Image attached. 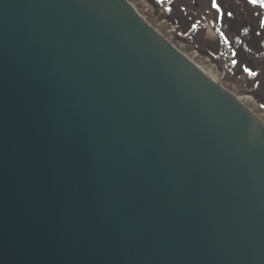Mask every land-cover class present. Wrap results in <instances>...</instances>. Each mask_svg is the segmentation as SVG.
Listing matches in <instances>:
<instances>
[{"label": "water", "instance_id": "1", "mask_svg": "<svg viewBox=\"0 0 264 264\" xmlns=\"http://www.w3.org/2000/svg\"><path fill=\"white\" fill-rule=\"evenodd\" d=\"M0 264H264V124L127 0H0Z\"/></svg>", "mask_w": 264, "mask_h": 264}, {"label": "rangeland", "instance_id": "2", "mask_svg": "<svg viewBox=\"0 0 264 264\" xmlns=\"http://www.w3.org/2000/svg\"><path fill=\"white\" fill-rule=\"evenodd\" d=\"M127 2L134 7L146 23L158 30L164 39L177 47L183 46L184 53L196 51L201 67L207 71L211 69V73L215 75L225 91L235 97H251V101L246 103L245 108L264 124V107L258 104L250 94L243 93L242 86L238 83H223L224 74L212 58L182 40L193 28H200L204 44L210 51L216 53L219 49H223L216 28L219 27L222 31L227 30V34L232 37L231 33L235 32L237 35L238 28L242 24L250 25L249 27L253 30L257 29L259 27L258 18H255L251 8H245L243 4L246 0H163L166 4H162L161 9L155 5L154 0H127ZM213 2L216 7H213ZM166 9L170 14L162 17L167 12ZM224 38L222 34V39ZM254 48L253 45H249L248 51L249 49L255 50ZM245 53L250 54L247 53V47Z\"/></svg>", "mask_w": 264, "mask_h": 264}, {"label": "trees", "instance_id": "3", "mask_svg": "<svg viewBox=\"0 0 264 264\" xmlns=\"http://www.w3.org/2000/svg\"><path fill=\"white\" fill-rule=\"evenodd\" d=\"M154 3L160 9L162 4H166L163 0H154ZM243 5L245 8H251L255 18H258L259 27L253 30L249 27L250 25L242 24L238 28L237 35L235 32L231 33L233 37L227 34V30L222 31L221 28H216L223 49H219L216 53L210 51L201 38L200 28L197 27L188 32L182 40L212 58L224 74L223 83H238L242 86L243 93L250 94L258 104L264 107V0H256L255 3L246 0ZM169 14L167 11L162 17ZM222 34L226 39H222ZM249 45H253L256 49L248 51ZM246 47L249 55L245 53Z\"/></svg>", "mask_w": 264, "mask_h": 264}, {"label": "bare ground", "instance_id": "4", "mask_svg": "<svg viewBox=\"0 0 264 264\" xmlns=\"http://www.w3.org/2000/svg\"><path fill=\"white\" fill-rule=\"evenodd\" d=\"M154 29V28H153ZM158 34V30L154 29ZM171 46L183 57L185 58L189 63H191L196 69H198L204 76H206L210 81H212L215 85L220 87L222 90V86L218 83L216 80V77L214 74L209 73L207 70L203 69L200 65L197 64V62L190 57H188L187 54H185L180 48L176 47L175 45L171 44ZM225 91V90H224ZM228 93L227 91H225ZM231 97H233L243 108H245V105L247 102L251 101V97L248 96H240V97H235L233 94L228 93ZM246 109V108H245ZM250 113V112H249ZM251 114V113H250ZM252 115V114H251Z\"/></svg>", "mask_w": 264, "mask_h": 264}, {"label": "built area", "instance_id": "5", "mask_svg": "<svg viewBox=\"0 0 264 264\" xmlns=\"http://www.w3.org/2000/svg\"><path fill=\"white\" fill-rule=\"evenodd\" d=\"M167 40V39H166ZM170 44H172L169 40H167ZM177 47V46H176ZM178 48H180V50H182L184 52L183 46H178ZM188 55V57H190L191 59L195 60L197 62L198 65L201 66L200 62H198V54L197 52H189V53H185ZM208 59V58H207ZM209 60V59H208ZM209 73H211V69L208 71ZM212 74V73H211Z\"/></svg>", "mask_w": 264, "mask_h": 264}, {"label": "snow or ice", "instance_id": "6", "mask_svg": "<svg viewBox=\"0 0 264 264\" xmlns=\"http://www.w3.org/2000/svg\"><path fill=\"white\" fill-rule=\"evenodd\" d=\"M250 2H253V3H255L256 2V0H250ZM213 7H216V4L213 2ZM250 74H252V75H254L255 73H250Z\"/></svg>", "mask_w": 264, "mask_h": 264}]
</instances>
